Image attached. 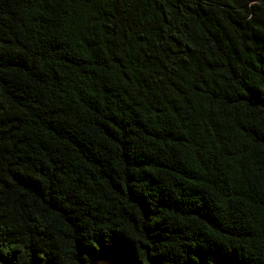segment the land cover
<instances>
[{
	"label": "trees",
	"instance_id": "1",
	"mask_svg": "<svg viewBox=\"0 0 264 264\" xmlns=\"http://www.w3.org/2000/svg\"><path fill=\"white\" fill-rule=\"evenodd\" d=\"M264 264V0H0V264Z\"/></svg>",
	"mask_w": 264,
	"mask_h": 264
},
{
	"label": "water",
	"instance_id": "2",
	"mask_svg": "<svg viewBox=\"0 0 264 264\" xmlns=\"http://www.w3.org/2000/svg\"><path fill=\"white\" fill-rule=\"evenodd\" d=\"M90 264H124V263L112 256L99 255Z\"/></svg>",
	"mask_w": 264,
	"mask_h": 264
}]
</instances>
